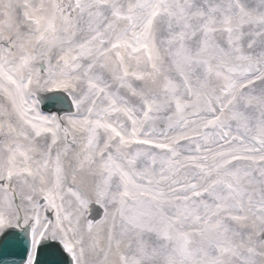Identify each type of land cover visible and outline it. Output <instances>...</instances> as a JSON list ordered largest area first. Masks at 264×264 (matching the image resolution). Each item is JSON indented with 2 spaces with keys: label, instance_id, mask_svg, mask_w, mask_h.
<instances>
[{
  "label": "snow or ice",
  "instance_id": "1",
  "mask_svg": "<svg viewBox=\"0 0 264 264\" xmlns=\"http://www.w3.org/2000/svg\"><path fill=\"white\" fill-rule=\"evenodd\" d=\"M0 264H264V0H0Z\"/></svg>",
  "mask_w": 264,
  "mask_h": 264
},
{
  "label": "water",
  "instance_id": "2",
  "mask_svg": "<svg viewBox=\"0 0 264 264\" xmlns=\"http://www.w3.org/2000/svg\"><path fill=\"white\" fill-rule=\"evenodd\" d=\"M41 102L43 109L48 111L58 110L60 113H63L65 111H71L72 108L69 98L64 93L43 96L41 97Z\"/></svg>",
  "mask_w": 264,
  "mask_h": 264
},
{
  "label": "bare ground",
  "instance_id": "3",
  "mask_svg": "<svg viewBox=\"0 0 264 264\" xmlns=\"http://www.w3.org/2000/svg\"><path fill=\"white\" fill-rule=\"evenodd\" d=\"M48 93V92H47ZM42 110V109H41ZM43 111V110H42ZM44 112V111H43ZM45 114H57V113H51V112H44Z\"/></svg>",
  "mask_w": 264,
  "mask_h": 264
}]
</instances>
